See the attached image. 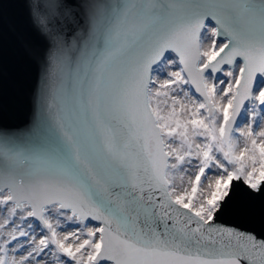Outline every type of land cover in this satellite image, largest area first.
<instances>
[{
    "label": "snow or ice",
    "instance_id": "snow-or-ice-1",
    "mask_svg": "<svg viewBox=\"0 0 264 264\" xmlns=\"http://www.w3.org/2000/svg\"><path fill=\"white\" fill-rule=\"evenodd\" d=\"M86 9L107 32L89 92L101 135L58 123L53 178L18 174L32 158L0 152V264H264V238L212 227L264 198V128L254 130L264 120V0ZM186 86L199 98L185 103ZM242 109L246 128L237 127ZM193 160L190 191L178 190L175 172Z\"/></svg>",
    "mask_w": 264,
    "mask_h": 264
},
{
    "label": "water",
    "instance_id": "water-1",
    "mask_svg": "<svg viewBox=\"0 0 264 264\" xmlns=\"http://www.w3.org/2000/svg\"><path fill=\"white\" fill-rule=\"evenodd\" d=\"M126 2L0 0V152L11 149L32 158L31 165L18 166V174L31 172L32 180L58 174L51 149L60 122L81 137L101 135L89 92L98 79L97 62L107 32L89 22L86 5ZM38 22L46 25L43 31ZM140 176L144 178L142 171ZM153 195L160 198L158 192ZM153 220L152 226L164 232L165 222L158 217ZM167 225L173 230L172 220ZM212 227L250 231L257 239L264 238V198L247 202L242 211L226 213Z\"/></svg>",
    "mask_w": 264,
    "mask_h": 264
},
{
    "label": "rangeland",
    "instance_id": "rangeland-1",
    "mask_svg": "<svg viewBox=\"0 0 264 264\" xmlns=\"http://www.w3.org/2000/svg\"><path fill=\"white\" fill-rule=\"evenodd\" d=\"M172 55L178 61L177 56L174 53ZM173 70H178V69H173ZM186 89L189 90V97L187 99H185V103H190V101L192 99L199 98V94L195 93L190 86H186ZM248 104H249V102L247 101L245 103V106L247 107ZM249 117H250V113L248 114V116H245L244 110H242L241 117H240V119L237 122V127L246 128L248 123L250 122L249 121ZM258 122H259V125H260L259 128H256L255 125H254V130H256V131H259L261 128H264V120H259V118H258ZM236 138L238 140V148H237V150L238 151L242 150L244 148V146H245L244 138L240 137L238 133H236ZM202 139L203 138H196L195 142L196 143H201ZM178 144H179V141H176L173 146H178ZM197 164H198V162L193 160V166L189 167L187 164H185L183 166V168H187V173H183L180 170L175 172L176 179H175L174 183H175L176 187L178 188V190L180 188H182V187H188L189 191H190V186L188 184V180H189V178L194 179L195 172L197 170V168H196ZM181 175H184L183 184L180 181V176ZM97 224H98V222H92V225H90V226H94V225H97ZM21 239H24V238H21ZM52 247L54 248V246H52ZM46 259H47V257H46ZM102 264H112V262H103Z\"/></svg>",
    "mask_w": 264,
    "mask_h": 264
}]
</instances>
